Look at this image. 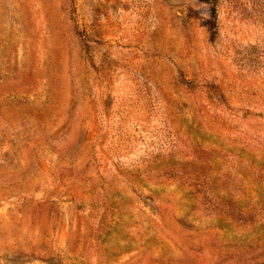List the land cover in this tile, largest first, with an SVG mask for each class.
<instances>
[{
  "label": "rangeland",
  "instance_id": "374dc122",
  "mask_svg": "<svg viewBox=\"0 0 264 264\" xmlns=\"http://www.w3.org/2000/svg\"><path fill=\"white\" fill-rule=\"evenodd\" d=\"M0 264H264V0H0Z\"/></svg>",
  "mask_w": 264,
  "mask_h": 264
}]
</instances>
